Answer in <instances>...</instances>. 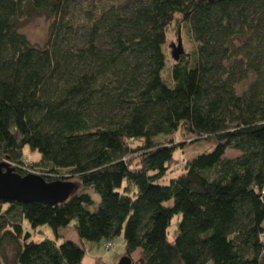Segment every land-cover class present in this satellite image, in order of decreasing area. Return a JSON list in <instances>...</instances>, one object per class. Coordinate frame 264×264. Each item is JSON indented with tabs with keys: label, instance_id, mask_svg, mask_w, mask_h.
Masks as SVG:
<instances>
[{
	"label": "trees",
	"instance_id": "obj_1",
	"mask_svg": "<svg viewBox=\"0 0 264 264\" xmlns=\"http://www.w3.org/2000/svg\"><path fill=\"white\" fill-rule=\"evenodd\" d=\"M35 18L44 46L21 33ZM175 24L193 51L179 62ZM3 162L76 190L0 200V264H83V246L31 242L27 225L124 234L133 264H264V0H0Z\"/></svg>",
	"mask_w": 264,
	"mask_h": 264
},
{
	"label": "rangeland",
	"instance_id": "obj_2",
	"mask_svg": "<svg viewBox=\"0 0 264 264\" xmlns=\"http://www.w3.org/2000/svg\"><path fill=\"white\" fill-rule=\"evenodd\" d=\"M50 22L47 21L44 18H35L29 22H26L22 29L21 33L34 45L38 46H44L48 39V29H49ZM179 33H180V27H178L177 24L172 26L171 32L168 34V41L166 50L170 56V59L172 62H174L172 58V44H178L179 39ZM181 39L183 41V45L185 48V52L192 53L193 51L190 50V42L188 41V37L185 33L181 34ZM190 44V45H189ZM178 141H181V137H177ZM212 150L211 144L202 141V142H193L190 143L185 151H184V157L187 159H192L196 157L197 155L210 152ZM24 154L26 158L31 163L38 162L40 160L39 153L32 152L29 148H26L24 151ZM238 155L236 152L230 151L228 153L229 158H234ZM14 168V166H12ZM29 172L28 175H37L35 174V171L33 169L26 168ZM32 172V173H31ZM94 199L97 202H100V198L98 195H93ZM168 205H172V202L168 203ZM180 219V217H176L173 220V228L171 229V237L173 236L174 230L176 229L177 222ZM27 233L31 234L30 241L34 243H41L45 240H50L55 242L58 246H61L65 242H73L80 246H83L86 255L83 259V264H97L99 260H101L105 264H118L120 260L124 257L125 253V240H124V234H122L120 237L116 238L113 241V245L115 248H112L110 250L106 249V242L103 241L98 245H94L88 242H81L80 237L78 236L77 232L74 230L73 227L70 229L59 230L58 233L54 232L51 228L45 226L40 227L38 230L34 231L31 229V227H28L26 229ZM140 252L133 256L134 262H137L139 259Z\"/></svg>",
	"mask_w": 264,
	"mask_h": 264
},
{
	"label": "water",
	"instance_id": "obj_3",
	"mask_svg": "<svg viewBox=\"0 0 264 264\" xmlns=\"http://www.w3.org/2000/svg\"><path fill=\"white\" fill-rule=\"evenodd\" d=\"M215 1V0H208ZM172 58L179 62L185 55L183 41L179 36L178 44H172ZM72 182H47L43 176H21L8 163H0V200L21 204H41L56 207L66 203L75 193ZM118 264H133L124 256Z\"/></svg>",
	"mask_w": 264,
	"mask_h": 264
},
{
	"label": "built area",
	"instance_id": "obj_4",
	"mask_svg": "<svg viewBox=\"0 0 264 264\" xmlns=\"http://www.w3.org/2000/svg\"><path fill=\"white\" fill-rule=\"evenodd\" d=\"M29 173V172H28ZM32 173V172H31ZM112 248H115L114 247V245H113V243H108L107 245H106V249L107 250H110V249H112Z\"/></svg>",
	"mask_w": 264,
	"mask_h": 264
},
{
	"label": "crops",
	"instance_id": "obj_5",
	"mask_svg": "<svg viewBox=\"0 0 264 264\" xmlns=\"http://www.w3.org/2000/svg\"><path fill=\"white\" fill-rule=\"evenodd\" d=\"M105 264V263H104Z\"/></svg>",
	"mask_w": 264,
	"mask_h": 264
}]
</instances>
